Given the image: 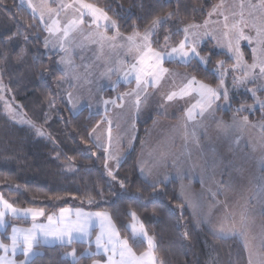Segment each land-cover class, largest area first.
Segmentation results:
<instances>
[{
	"label": "snow or ice",
	"instance_id": "snow-or-ice-1",
	"mask_svg": "<svg viewBox=\"0 0 264 264\" xmlns=\"http://www.w3.org/2000/svg\"><path fill=\"white\" fill-rule=\"evenodd\" d=\"M22 3L25 0H21ZM178 2V0H177ZM56 4V7H52ZM27 6L31 9L32 15L36 18L39 15V20L44 23L45 30L49 37L45 38L44 47L47 49L51 46L58 53L62 54L58 65H62L59 69L66 74L69 82V89L75 87L73 81H79L88 75L87 72L82 76L75 64L74 52L76 49H83L87 43L98 44L101 49L107 46L110 50L122 53L124 58L109 60L108 66L100 73L102 77L111 79L113 74H116L117 83L119 79H123L125 83L135 86L131 87L127 92L118 93L116 99L103 100L102 103L117 105V101L122 103L118 106L123 107L124 103H130L131 108L136 114L147 107L153 100V97L160 95V103L158 111L161 114L167 115L168 106L177 103L181 100L186 101L187 106L184 108V114L181 117L183 123L179 126L177 134L184 141L185 151L182 156L185 160L192 158V150L190 146L194 145L195 149L201 153L204 158L205 165L210 163L211 175L214 177L217 171L220 175L224 174V170L232 164L222 165V161L218 157L217 149L213 146L208 149L210 159L205 158V148L201 144L198 129L203 128V118L208 115L214 116L216 102L221 98L229 99V90L224 87L225 78L230 72H241L242 75H233V86H245L248 83H257V87L249 89L255 103L260 104L264 108V100L260 99L256 93L264 91V0H258V3L251 4L249 7L252 11L249 12V17L246 19L243 13L244 5L241 3L242 11L239 13V19H235L229 24V16L224 15V31L222 36H214L208 31H200L202 27L207 26V21L204 25L189 22L183 27L175 26L165 28V25L172 24L173 17H177L179 23H183V19L179 18V7L175 11H167L163 14L157 13L149 20L140 30V26L133 22L131 25L132 31L129 34H124L120 31V23L117 19L108 15L105 8L98 7L92 3H86L85 0H73L71 3H65L64 0H41L39 5H34L32 0H27ZM122 7V6H121ZM224 5L215 4L212 10L208 12V16L213 14L222 15ZM257 12L259 14H257ZM61 13H64L63 22ZM233 17L237 14L232 13ZM47 17V19H46ZM87 17V19H86ZM33 27V25H29ZM246 29L254 30L255 36L246 33ZM111 31L112 35H108ZM161 32L164 33L163 40L160 39ZM182 33L183 38L174 42V36H179ZM20 33L16 32L10 36L0 40V44L5 47L13 41ZM50 37H55L54 41H50ZM211 38L216 41V46L224 50V54L233 61L231 65L226 66L223 60L217 61L214 71L218 77V84L213 87L204 81L198 80L195 76L188 77L184 75L180 84L176 83L175 77L179 73H173L171 69L165 67L166 62H180L191 64L193 60L207 65L210 62V56L201 55L198 50L204 38ZM25 40L27 37L25 36ZM247 41L251 48L252 63L245 60V54L241 49V42ZM255 44V46H253ZM26 50L21 47L17 53L18 58H23ZM4 58H7V53H4ZM87 68V66H85ZM258 70V71H257ZM48 71V69H42ZM91 82V81H89ZM63 83V81H58ZM169 84V90L165 93H160L161 87ZM2 86V81H0ZM69 89H64L67 103L72 104L74 92ZM99 91V89H98ZM63 98V97H62ZM194 101V102H191ZM9 112L15 118L14 111L9 108ZM252 106L245 107L241 105L237 108V112L251 111ZM202 119L198 120L197 117ZM21 123H27L35 127L32 121H26L21 118ZM155 123V121H154ZM249 123L248 118H238L233 115L231 124L225 123L222 119L217 121V128L225 133V139L232 141L233 135L239 133L243 126ZM134 127V125H133ZM264 131V123L260 124ZM37 135H45V133L37 128ZM89 133V135H93ZM207 136V130L205 129ZM49 138H51L49 136ZM135 137H133L134 139ZM98 139V138H97ZM112 129L111 121H109L108 129V147L104 148L105 169L107 176L111 181L118 182L121 189L126 188L124 180L117 181V173L109 166L108 161H115L117 167L120 164V152L113 153L112 144ZM238 143V140L235 141ZM259 147L264 152V135L261 136ZM59 156V154H58ZM161 160H166L167 156L161 154ZM180 157L173 159V165L176 166ZM73 166L72 158L68 159L66 167L71 170ZM195 167L196 165L193 164ZM264 166V160H262ZM157 165L145 166L141 162L140 172L151 185L153 192L163 191L161 185L165 183L166 176L154 174ZM259 186L256 195L259 198L261 209L264 211V175L259 177ZM217 192L212 193L215 196L219 192H227L233 186L231 178L229 181H215ZM139 191V189L137 190ZM97 195L103 199V188H100ZM116 195V193H113ZM179 199H187L183 191L178 196ZM52 199H62V197H53ZM88 204L96 203V198L92 195L86 197ZM194 207V214H200L195 211L198 207ZM183 209L184 205H178ZM15 218H28L32 220V226L20 228L13 226L11 234L6 236L10 243H6L4 239H0V264H35V257L43 255L38 249L42 246L59 245L61 247L71 246L74 242L85 243L89 245L79 255L77 250L72 248L70 252H63L64 259L70 258L71 264H81L82 259H87L93 256L106 257L104 259H93L92 264H163L157 254V241L155 234H150L144 222L140 219L136 211L130 213L132 223L127 225L130 228V237H121L120 231L113 221L111 215L107 211L85 212L81 208L75 210L70 208H61L59 212H47L44 208H20L10 203L5 199L3 194H0V229H6L8 216ZM46 217V223H39L38 218ZM228 217H231L229 220ZM212 226V231L221 237L229 235L240 236L244 241V247L248 249V264H254L253 251L249 244V229L254 223V219L250 216L247 207L239 214V220H236L235 213H229L223 218L218 226L212 223L211 218L207 220ZM239 225V227H238ZM96 227L99 231L96 232ZM95 232V240H92V235ZM4 233H0V236ZM185 238L188 233H184ZM130 240L132 243H130ZM146 242V249L139 254L134 251L133 244ZM95 244V252L90 250L91 245ZM260 251L256 252L257 260L255 264H264V226H262V235L260 237ZM23 256L22 260H17V251Z\"/></svg>",
	"mask_w": 264,
	"mask_h": 264
},
{
	"label": "trees",
	"instance_id": "trees-1",
	"mask_svg": "<svg viewBox=\"0 0 264 264\" xmlns=\"http://www.w3.org/2000/svg\"><path fill=\"white\" fill-rule=\"evenodd\" d=\"M85 1L105 8L108 15L120 23V31L129 34L133 22L143 31L144 25L154 15L175 11L177 7L180 9L178 16L183 19V23L173 17L174 23L165 25V28L183 27L186 23L203 20L213 5L222 0ZM0 13L4 15L5 27L2 30L6 28L4 32H0V40L13 33H20L6 47L0 44V80L7 84L11 97L17 100L26 118L45 130V135H37L35 127L16 123L0 110V194L20 208H44L47 212H58L67 207L107 211L116 223L121 237H130L131 230L126 226L132 223L130 213L136 211L149 233L155 234L157 254L163 264H214L211 262L213 256L219 264H248L244 246L236 236L218 237L204 227L196 229L193 226L187 208L178 207L182 204L178 198V181L171 179L160 186L163 191L153 192L152 185L141 176L138 159L150 121L137 125L133 146L115 171L117 181L127 177L126 188L121 189L118 182L111 181L105 172L104 149L96 146L89 135L101 117L91 114L87 108L77 114L71 112L65 94L60 91L63 83H58L64 82V73L56 63L58 54L45 52L42 44L45 32L40 21L28 9L19 6L17 0H0ZM29 25L33 27L30 28ZM163 35L161 32V41ZM182 38L181 33L173 39L176 42ZM206 46L211 47V44ZM21 47L26 50L22 59L17 56ZM205 51L210 56L207 65L193 60L187 65L173 61L166 62L164 66L183 70L198 80L216 86L219 82L214 71L217 61H225L226 66L233 61L217 48H205ZM243 51L249 61V50L243 46ZM4 53H7L6 59ZM27 67L31 70L32 79L27 76L24 83L22 75ZM42 69L48 71L42 72ZM127 88L128 86H122L120 90ZM241 96L246 97L243 94L233 97V107L252 103L248 97L241 102ZM246 113L239 115L248 117L250 122L264 117L259 109L254 113ZM232 115L230 110L221 113L227 121ZM69 158L73 160L71 170L66 167ZM100 188H103V199L97 195ZM89 195L96 198V203H87L86 197ZM53 197L62 199L56 200ZM30 223L20 218L12 219L2 232L4 235L1 239L9 243L6 236L10 234L13 225ZM185 232L188 233L187 238L184 236ZM93 237L94 235L92 239ZM132 246L137 254L147 247L145 242ZM72 248L79 255L89 245L74 242L71 246L64 247L42 246L38 250L43 255L34 258L35 264H71V260L64 259L62 253L70 252ZM90 250L95 252L93 244ZM93 259L103 257L82 259L81 264H92Z\"/></svg>",
	"mask_w": 264,
	"mask_h": 264
},
{
	"label": "rangeland",
	"instance_id": "rangeland-1",
	"mask_svg": "<svg viewBox=\"0 0 264 264\" xmlns=\"http://www.w3.org/2000/svg\"><path fill=\"white\" fill-rule=\"evenodd\" d=\"M64 2L71 3L73 0H64ZM32 3L34 5H39L41 0H32ZM221 3L224 5L223 9L221 10L223 13L222 15L218 16L213 14L211 17L207 15L203 20L195 21V23L201 25H204L205 21L208 22L207 26L202 27L200 31H208L214 36H222L224 31V15L229 16V24H231L235 19H239V13L242 11L240 5L243 3L244 16L246 19L250 20L251 18L249 17V12L252 11V9L249 6L251 4L258 3V0H222L219 4ZM17 4L19 6L25 7L31 12V9L27 6V0H25L24 3H22L21 0H17ZM51 6L56 7V4H52ZM232 13H236L237 15L233 17ZM257 14L259 13L257 12ZM63 17L64 13H61L62 22ZM3 18L4 15H1L0 13V32H4V30H6V28L2 30V28L5 27L3 26ZM36 18L39 20L38 14ZM40 25L45 32V38L49 37L48 32L45 30L44 23L40 21ZM8 27L10 28V26ZM245 31L247 34L255 36L254 30L250 31L246 29ZM108 35H112V32L109 31ZM45 38L42 40L43 47ZM49 39L50 41H54L55 37H50ZM206 44H211V47L224 51L220 47L216 46L215 40L206 37L198 49L201 52V55L208 56V54L205 53V48L211 47H207ZM243 46L249 50L251 56L250 60L247 61L246 56L245 60L250 64L252 63L251 48L248 46L247 41L241 42L242 51ZM253 46H255V44ZM44 49L47 54H58L56 63L59 61L62 54L58 53L56 49H52L51 46L47 49L44 47ZM121 57L127 59V57H123L122 53L114 52L107 46L101 49L98 44L92 43H87L86 47L83 49L78 48L75 50L73 58L75 60L78 72L82 76H84L85 72H87L88 75L84 76V78L79 81H73L75 87L69 89L68 79L66 78V74L63 72L64 82L60 91H62L63 94H65L64 89H69L70 91L74 92L73 102L75 107L68 103L71 112L73 114H77L82 109L87 108L91 114L99 115L101 117V119L98 121V124L93 129L95 132L93 135H91V138L96 146L103 149L108 147V129L109 121H111L113 139L110 150L113 153H121L120 163L125 154L133 146L135 140L133 137H136L137 125H139V123L142 124L150 121L151 124L143 141V146L138 159L139 171L141 162H143L145 166H152L155 163L157 167L154 170V174L166 176L167 179L165 180V183L171 179L178 181V195H180V193L183 191L187 197L186 200L180 199V201L189 211L193 226L196 229L204 227L206 230L218 237L221 236L213 233L212 226L207 223V220L211 218L212 223L218 226L219 222L228 216L229 213H235L236 220L238 221L240 212L246 206L250 216L254 219V223L249 229V244L254 253L253 262L255 264L257 260L255 253L260 251V237L262 235V226H264V211H262L259 198L256 195V191L260 183L259 177L264 175V166H262L264 152H262L259 147L261 136L264 135V131H262L260 127V124L264 123V117L260 120L256 119L255 122H250L248 120L249 123L246 126H243L239 133L233 135L231 142L226 140L225 133L221 129L217 128V121L222 119L225 123L231 124L233 115H236L238 118H242L243 116L239 114L244 112H247L246 114L254 113L257 109L264 113V108H261L260 104L254 102L251 92L248 91L249 89L257 87V83H248L245 86L234 87L232 80L233 75L239 76L242 75V73L239 71L235 73L230 72L225 78L224 83V87L229 90V99L226 101L221 98L219 101H217L216 105L213 106L216 109L214 112L216 119L214 120L212 115H208L206 118H203L204 127L197 130L201 144L205 148V158L210 159L208 149L214 146L217 149L218 157L223 162L221 167L228 164L229 161H232V164L224 170L223 175H220L219 171H217L214 177L210 179L209 177L212 171L211 165L210 163L205 165L204 158H202L201 153L195 149L194 145L190 146L192 150L191 159L185 160L182 156V153L185 151L183 147L184 141L180 138L177 132L179 126L183 123L181 117L184 114V108L187 106L186 101L181 100L168 106L167 115L161 114L158 111V104L161 102L159 94L153 97L152 102L147 107L143 108L139 114L134 112L130 103H124L123 107L118 106L122 103L121 101H117V105L108 104L105 106L102 103L103 100L116 99L118 93L127 92L131 87L135 86L134 81L130 85L125 83L122 78L114 84L113 82L117 81L116 74H113L111 79L102 77L100 75L105 67L108 66L107 62L109 60H116L117 58ZM85 66H87V68ZM58 67L61 68L62 65H58ZM169 69H171L173 73L180 74L175 77L177 84H180L181 80L184 78V75H187L189 78L192 77L189 73L183 70L174 68ZM27 76L32 79V73L28 67L26 72H23L22 75V81L24 83L26 82ZM122 86H128V88L125 90H120V87ZM168 90L169 84L165 83L161 87L160 93H165ZM240 94L246 95V97L252 101V103L242 104L245 107L252 106L251 111L237 112V108H239L241 105L239 107L232 106L231 100L234 96H240ZM256 95L260 99L264 100V91H258ZM11 96L10 89L8 88L7 84L2 81V86H0V110L3 111L12 121L30 126L27 123L20 122L21 118L26 121L29 120L21 111L17 100L15 101ZM64 97L67 101L66 96ZM246 97L243 98L241 96L239 100L244 102L246 101ZM9 108L14 111L15 118H13V115L9 112ZM228 110H230L233 115L227 121L223 118V116H221V113ZM197 119L200 120L202 118L198 116ZM35 128H39L45 132L44 128L41 126L35 125ZM205 129L207 130V136L205 135ZM236 140H238V143L235 142ZM162 153L167 156L166 160L160 159ZM176 157H180L181 159L178 161L177 165L174 166L172 161ZM108 164L115 172L117 169L115 161L109 160ZM193 164L196 166L194 167ZM105 172L107 175L106 169ZM141 176L146 180L143 175ZM230 178L233 183L232 188L227 192H219L213 196L212 193L217 192V185L215 184V181L226 182L229 181ZM146 181L149 182L148 180ZM5 199L8 198L5 197ZM9 202L11 203L10 200ZM192 205L198 206L195 211L200 214H194V207ZM228 218L229 220L231 219V217ZM12 219L17 218L11 217L10 215L6 217V220L8 221L7 225L12 221ZM20 219L32 221L30 217L26 219ZM13 226L24 228L22 225ZM4 231L5 229H0V233ZM235 236L244 246V241L240 236L229 235L228 237ZM244 249L248 258V249L245 247ZM15 258L17 260L23 259V256L19 250L17 251ZM103 259L106 260V257H103ZM211 262L214 264L220 263L214 256L212 257Z\"/></svg>",
	"mask_w": 264,
	"mask_h": 264
},
{
	"label": "crops",
	"instance_id": "crops-1",
	"mask_svg": "<svg viewBox=\"0 0 264 264\" xmlns=\"http://www.w3.org/2000/svg\"><path fill=\"white\" fill-rule=\"evenodd\" d=\"M67 208H70V209H73V210H75V209H77V208H72V207H67ZM85 212H96V211H89V210H85V209H83ZM59 212V211H58ZM57 212V213H58ZM29 222H31L29 225H22L24 228H27V227H31L32 226V221H29ZM38 222L39 223H46V217H44V218H38ZM15 225H18V224H15ZM97 229H96V232H98L99 231V228L98 227H96ZM10 234H11V232H10ZM9 234V235H10ZM93 235H94V237H93V241L95 240V233H93ZM92 235V236H93ZM78 242V241H77ZM9 243H10V241H9ZM86 244H88L87 242H85ZM58 245V244H57ZM93 245H94V247H95V244L93 243Z\"/></svg>",
	"mask_w": 264,
	"mask_h": 264
}]
</instances>
